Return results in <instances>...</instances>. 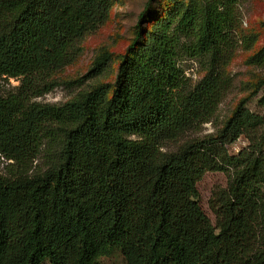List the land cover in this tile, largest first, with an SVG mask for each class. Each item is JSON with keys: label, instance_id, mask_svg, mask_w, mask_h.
Instances as JSON below:
<instances>
[{"label": "trees", "instance_id": "obj_1", "mask_svg": "<svg viewBox=\"0 0 264 264\" xmlns=\"http://www.w3.org/2000/svg\"><path fill=\"white\" fill-rule=\"evenodd\" d=\"M237 4L147 0L113 83L55 105L34 100L65 84L111 0H0V78L19 81L0 96V264H99L113 250L127 264H264V115L241 100L220 129L186 138L232 87ZM182 57L204 72L195 84ZM110 63L99 53L67 84ZM251 63L264 65V46ZM207 173L227 178L208 202L214 223L198 202Z\"/></svg>", "mask_w": 264, "mask_h": 264}, {"label": "rangeland", "instance_id": "obj_2", "mask_svg": "<svg viewBox=\"0 0 264 264\" xmlns=\"http://www.w3.org/2000/svg\"><path fill=\"white\" fill-rule=\"evenodd\" d=\"M111 2L112 10L107 22L80 43V53L77 58L58 74L65 84L36 98L35 102L61 105L81 91L90 90L98 84L113 83L120 60L134 37V26L138 16L147 0H111ZM162 8L163 5H156V9ZM236 9L238 14L237 48L227 68V73L233 81L232 87L219 104L211 121L203 124L197 132L189 133L186 138H201L220 129L241 100L247 101V107L251 111L264 115V105L259 104L261 100H264V85L258 92H255L259 82L264 80V65L256 66L251 63L252 54L264 46V0H238ZM249 37L255 39L251 48H248L244 42ZM105 51L110 54L111 63L102 77L93 81L85 80L80 84H67L82 79L94 58ZM179 66L192 84L198 82L204 75L198 63L189 58L182 57ZM18 85L19 81L15 79L0 78V96L13 92ZM181 142L168 143L164 150L173 151ZM242 146H244V141L239 140L230 147V152L236 153ZM9 163L10 161L0 156V176L8 177L6 166ZM33 165L40 167L41 159L35 161ZM226 182L227 178L222 173H207L197 185L199 205L212 223L215 220L208 207V202L214 191L224 188ZM43 264L49 263L45 261ZM99 264L127 263L120 251L113 250L109 256L101 258Z\"/></svg>", "mask_w": 264, "mask_h": 264}]
</instances>
